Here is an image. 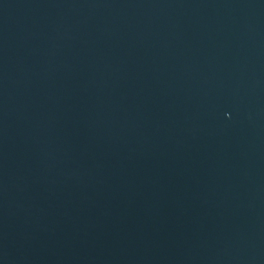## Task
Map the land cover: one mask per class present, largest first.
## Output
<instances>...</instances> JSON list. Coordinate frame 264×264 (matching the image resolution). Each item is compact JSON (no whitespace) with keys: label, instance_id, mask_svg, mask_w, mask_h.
<instances>
[{"label":"water","instance_id":"obj_1","mask_svg":"<svg viewBox=\"0 0 264 264\" xmlns=\"http://www.w3.org/2000/svg\"><path fill=\"white\" fill-rule=\"evenodd\" d=\"M0 264H264V0H0Z\"/></svg>","mask_w":264,"mask_h":264}]
</instances>
